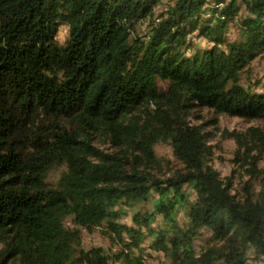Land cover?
Returning <instances> with one entry per match:
<instances>
[{
    "label": "trees",
    "instance_id": "16d2710c",
    "mask_svg": "<svg viewBox=\"0 0 264 264\" xmlns=\"http://www.w3.org/2000/svg\"><path fill=\"white\" fill-rule=\"evenodd\" d=\"M191 35L207 46L190 54ZM263 51L264 0H0V264L264 261V126L229 132L249 176L235 188L189 120L197 106L264 120ZM96 127L125 146L101 149ZM162 141L183 164L170 175L151 169ZM94 227L109 245H84Z\"/></svg>",
    "mask_w": 264,
    "mask_h": 264
},
{
    "label": "rangeland",
    "instance_id": "374dc122",
    "mask_svg": "<svg viewBox=\"0 0 264 264\" xmlns=\"http://www.w3.org/2000/svg\"><path fill=\"white\" fill-rule=\"evenodd\" d=\"M140 27L146 29L147 23H141ZM61 36L58 40L63 43L65 38L68 36L67 26L61 27ZM59 35V34H58ZM198 46H207L205 38H198L193 46L189 49L190 54L194 53ZM251 72L253 77H257L264 82V51L256 55L250 63ZM243 82L251 81V78L246 71L239 72ZM160 86L162 89L167 88V82L160 80ZM258 89H262V85L259 84ZM151 109V106L148 104L139 105L132 113L127 114L122 117L124 123L128 124L133 120L134 117L139 118L140 116H145L148 111ZM140 118V119H142ZM144 120V119H143ZM142 120V122H143ZM189 120L193 124H202L204 131L208 134L209 143L213 146L214 154L211 159V164L217 168L223 177H232L234 179V187L238 188L242 178L247 179L249 176L245 173L244 169L235 161V153L238 149V144L235 139L229 135V132L234 130L237 131H246L250 126H264V120L262 119H245L238 116L216 113L214 110L204 106H197L190 110ZM94 143L108 152H117L120 148L125 146L124 139L115 140L107 132L104 127H96L92 131ZM157 155L159 156L160 163H157L151 169L162 175H170L178 168L182 167L183 164L175 158L173 153V148L167 142H160L157 147ZM264 164V158L260 162ZM63 168L54 169L50 173V182L56 181L61 173ZM244 176V177H243ZM258 188V185H256ZM132 213L129 212L124 215L123 222L131 223ZM68 225H73L72 221L67 222ZM84 245L87 247L93 245H109L108 238L101 232L98 227H94L92 230H84L83 236ZM202 238V239H201ZM206 242L204 236L198 237L195 241L197 248L199 249L200 245ZM1 247V245H0ZM146 264H171L169 259L156 255V252L151 251V249H146ZM251 254H253L251 252ZM9 264H19L18 261L11 260ZM249 264H264V261L253 259L251 255V260Z\"/></svg>",
    "mask_w": 264,
    "mask_h": 264
},
{
    "label": "bare ground",
    "instance_id": "6f19581e",
    "mask_svg": "<svg viewBox=\"0 0 264 264\" xmlns=\"http://www.w3.org/2000/svg\"><path fill=\"white\" fill-rule=\"evenodd\" d=\"M219 5H221V4H219ZM60 32H61V30L59 31V34H60ZM58 38H59V37L57 36V39H58ZM198 38H199V37H197V36H193V35H191V36L188 37V41L191 42V43H194V42L197 41Z\"/></svg>",
    "mask_w": 264,
    "mask_h": 264
},
{
    "label": "crops",
    "instance_id": "0c3cea01",
    "mask_svg": "<svg viewBox=\"0 0 264 264\" xmlns=\"http://www.w3.org/2000/svg\"><path fill=\"white\" fill-rule=\"evenodd\" d=\"M198 48H204L203 46H198ZM189 53H191V52H189Z\"/></svg>",
    "mask_w": 264,
    "mask_h": 264
},
{
    "label": "built area",
    "instance_id": "2783aa9c",
    "mask_svg": "<svg viewBox=\"0 0 264 264\" xmlns=\"http://www.w3.org/2000/svg\"><path fill=\"white\" fill-rule=\"evenodd\" d=\"M60 36H61V34L58 35V37H60Z\"/></svg>",
    "mask_w": 264,
    "mask_h": 264
}]
</instances>
